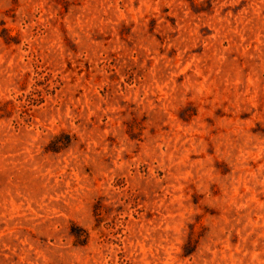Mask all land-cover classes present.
Returning a JSON list of instances; mask_svg holds the SVG:
<instances>
[{
	"label": "rangeland",
	"instance_id": "rangeland-1",
	"mask_svg": "<svg viewBox=\"0 0 264 264\" xmlns=\"http://www.w3.org/2000/svg\"><path fill=\"white\" fill-rule=\"evenodd\" d=\"M0 264H264V0H0Z\"/></svg>",
	"mask_w": 264,
	"mask_h": 264
}]
</instances>
